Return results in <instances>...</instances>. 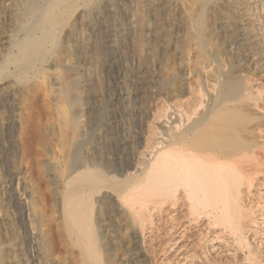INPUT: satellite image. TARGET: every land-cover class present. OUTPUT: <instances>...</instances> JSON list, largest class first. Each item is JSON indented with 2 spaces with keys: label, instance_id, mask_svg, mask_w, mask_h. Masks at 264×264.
<instances>
[{
  "label": "bare ground",
  "instance_id": "1",
  "mask_svg": "<svg viewBox=\"0 0 264 264\" xmlns=\"http://www.w3.org/2000/svg\"><path fill=\"white\" fill-rule=\"evenodd\" d=\"M79 1L86 6L95 0ZM78 3L0 0V105L7 103L17 111L13 120L20 138L28 131L35 135L31 143H24L26 137L21 139V176L9 189L21 200L17 218L22 219V229L15 225V212L4 206L0 209V264H121L110 253L114 230L104 218L109 193L117 196L128 213L116 222L117 230L138 226L141 232L149 229L150 233L154 213L169 210L170 215L164 216L170 218L163 217L168 235L184 236L205 219V231L197 241L203 242L209 229L219 228L218 233L249 247L245 238L250 213L246 199L253 188L264 197V0H134L135 8L155 18L151 28L148 19L144 20L147 15L141 17L138 26L132 23L126 27L116 6H106L107 19L101 22L106 32L104 44L111 52L109 59L118 63V84L124 87L127 80L121 69L126 58L121 44L128 30L135 33L140 44L152 45V56L168 55L169 64L181 65L184 70L177 85L167 86L166 123L156 121L158 125L154 123L157 126L149 131L151 136L146 134L151 137L150 158L138 173L127 172L123 178L109 169L112 166L97 168L90 150L81 165L70 169V141L76 135L81 137L82 131L80 128L70 140L69 108L70 103L78 105L81 101L80 87L77 77L70 78L66 71L62 74L53 69L44 75L47 62L69 67L70 45L87 61V43L79 41L80 30L94 25L86 12L70 21ZM225 39L232 40L233 45L224 43ZM190 77L196 80L189 81ZM47 101L56 103L54 110L58 109L60 120L56 128L51 125L54 130L41 133V121L48 119ZM74 116L78 118V112Z\"/></svg>",
  "mask_w": 264,
  "mask_h": 264
},
{
  "label": "rangeland",
  "instance_id": "2",
  "mask_svg": "<svg viewBox=\"0 0 264 264\" xmlns=\"http://www.w3.org/2000/svg\"><path fill=\"white\" fill-rule=\"evenodd\" d=\"M78 2H79L78 6L77 4L74 6L75 11L73 10L72 11L73 13H71L72 15H70L71 16L70 21L76 20L78 14L80 15V13L86 12L88 17L87 19L90 21L91 24L93 23L92 26L94 25L92 29L90 27L84 26L83 28H85V30L84 29L80 30L83 34L82 36L81 35L79 36L80 39L79 41L83 42L84 45L87 43L85 45L86 48H84V53L87 56V61L84 60V58H82L81 56L82 54L80 55L75 47H72L70 45V56L68 58V60L70 59V61H68L70 62L68 63L69 67L68 68L67 67L65 68L63 66L57 67L54 66L52 62H47L44 63L43 66L45 73L44 75H48L50 72H52L53 69H57L62 74H64L66 71V74L70 75V78L77 77L75 81L78 83V86L80 88L84 87L83 85L84 83H88L90 85V87L85 86L83 89L79 88L80 95L78 94V96H79V101L80 99L81 101L79 102L78 105H72L70 103V108H69L70 122H71L70 140L72 136L76 135V131L78 132L80 128L82 131L81 137H78L76 135L75 138L72 137V140L70 141L71 144L70 157H69L70 169L77 167L76 166L77 164L78 166L79 164L81 165L83 163L84 160L83 158L87 150H90L93 155L92 156L93 162L96 164L97 168L99 167V169L104 170L105 168L112 166L109 169H113L114 174L118 178H123L122 176H126L127 172L130 173L131 171L132 172L137 171L138 173V171H140L139 168L143 165H146L148 159L150 158L149 156L151 155L152 145L150 143L151 134H149V131L151 133L152 129L156 127L158 124L166 123V117H164L167 111L166 106H168V101L166 99V95H167L166 92L170 86H175L174 84L177 85V83L181 81L182 79L181 74H183L184 72V70L182 71L183 66L177 64H169V61H167L168 55L164 57L161 56L156 57V55L152 56L153 51L152 49H150L152 45L149 43H148L149 45H147V43L145 42L144 43L141 42L140 44V42L136 40L137 36H134L135 33L133 31L132 33L127 28L128 32L126 31L122 35L123 38L122 41L124 43H122L123 45L121 44L122 53H124L126 57L124 58L123 61L126 64V65L124 64L126 68H124V66H122V68L120 67L123 70L122 72V70L120 69L121 72L124 74L125 79L127 80H126V85L124 87L121 86L120 84L117 83L118 80L116 77L118 71V63L114 60L112 62V59H109L111 57L110 55L111 52L109 53V51L106 50L104 44L106 38V32L104 30V25L101 22L104 19H107L106 6L109 7V4L116 6L115 10L117 12V15L121 20V22L123 23V25H125L126 27H129L128 25L132 23L138 26L141 23L140 22L141 17L144 18V16L147 15V17L148 16L149 17L144 18V20L146 22L148 19L146 23L150 25L149 27L151 28L154 25L153 23H155V20L153 21V19L155 18H152L153 17L152 14L148 15L149 13L147 11L144 12L143 10L142 13V9L135 8L134 0H95L93 2H88L86 5L87 7L84 4H82L81 6L79 0ZM138 17L140 18L139 20ZM106 23L109 24L108 20L106 21ZM81 38H83V41ZM223 42L228 45L231 44L233 45V41L229 39H225ZM148 47L151 52H149ZM107 51L108 53H106ZM90 54L94 57H92ZM105 56L107 58H105ZM91 59L92 61H90ZM150 59L152 61L154 60V62H151ZM83 63H85V66L87 64V66L85 67ZM115 64L117 65L116 67ZM78 69H80V71ZM75 71L77 72L74 73ZM90 73L92 74L90 75ZM252 73L253 72H251V74ZM190 78L192 79L190 80ZM190 78L188 79L189 81L194 82L196 80L195 77H190ZM44 80H46V78ZM167 86L169 87L167 88ZM87 88H89V91L90 90L92 92L94 91V93H92L91 91L87 92V90H85ZM48 103L49 102L47 101L46 108L48 112V119H42L43 122L41 121L40 124L41 128H38L39 132L41 130V133H46L48 130L49 131L54 130L52 129L51 125H53L54 128H56L57 127L56 125H58L56 122H59L60 120L59 117L60 115L59 113H57L58 109L54 110L55 108H57L56 103L54 101H51L49 104ZM52 106H54V108ZM75 107L77 111H75ZM0 108L3 109V112L2 109L0 110V117L5 118L4 120L3 118L2 119L0 118L2 120V122L0 120V190H1L0 205L2 206L0 207V209L1 208L3 209L5 207L7 209L12 210L13 213L15 212L14 213L15 214L14 221L16 220L15 225L17 224L16 225L17 228L21 230L22 226H20V224H22L23 222L21 221L22 219L20 220V217L17 218L20 211L19 209H21L22 207L20 203L21 200L19 199L18 196L15 195V193L9 191V189L11 190V186H13V184L15 185L17 178L21 176L19 172L21 173L22 165H20L21 162H19L20 159L18 158L19 151L21 150L20 148L21 139L26 137V139L24 138L25 142L24 141L23 142L26 143L27 141L28 143H31L32 140L35 139V137H33L35 135H33L34 133L32 131H30L31 133L29 134L28 131L23 138H20L18 136L19 135L18 124L13 120V118L16 117L17 111L14 108H11V105L9 104L7 105V103L6 104L2 103V105H0ZM77 108H79V110ZM157 109L160 110L158 111ZM51 110H52L51 112L52 114L50 113ZM76 112H78L79 120L74 116ZM160 113L162 114V117ZM156 117L158 120H154L156 119ZM156 121L158 124L156 123ZM42 123L45 124L43 125ZM46 123H48L50 127ZM154 123H156L157 125ZM45 125L47 126L45 127ZM73 126H75V129L72 128ZM146 134H149L150 136ZM145 159L147 161H145ZM144 162L145 164H143ZM9 184H10V188L8 187ZM4 186L5 189H3ZM109 194L110 196L109 198H107V205L105 206L104 209V212L106 211L104 218L106 219L107 225H109L108 227L114 230V234L112 237L113 247L112 246L110 247V253L112 254V257L115 261H117L119 258L117 262L120 261L121 264L123 263L124 264H264V197L261 191H257V188H253L251 194L246 199L247 200L246 203H248V207L250 208V213L246 218V230H245L246 243L247 244L249 243L248 244L249 247H242L241 245H238L237 243L233 242V238H230L226 234L218 233L220 231L219 228H215V229L212 228L211 230L209 229L211 233L209 232V234H207L208 238L206 237L205 239L207 242L205 240L203 242L197 241L198 236H200L202 232L205 231L206 228L205 219H200L199 220L200 223L198 222L195 225H193V228H191V231L189 230L188 233H186L185 231L184 236L180 237V234L178 235V233L176 235L175 234L173 235L172 233L168 235V233H166V228L168 227L166 220L164 221V218L169 219L170 217L168 216L165 217L164 213L166 215L167 214L170 215L169 210L168 212L166 211L167 213L163 211H160V213L158 212L154 213V215L151 217V219L154 217V219H152V221L154 220V222L152 224V229L150 230L151 231L150 233H149V229H144V231L141 232L138 226H135L134 228H129L127 229V231L123 229L120 230L118 229L119 230L118 231L115 227L116 222L125 219L128 213L126 211V207L121 204L117 196L114 193H109ZM117 209H119L122 213L121 212L119 213V210ZM171 214L174 213L172 212ZM156 219H158V221L160 222L159 223L157 221L159 224L155 221ZM162 220L163 223H161ZM163 224L166 227L162 226ZM159 225L160 227H157ZM202 225H204L203 226L204 228L202 227ZM155 229H158L159 231ZM132 230L136 233L132 232ZM146 230H148V232ZM162 230L165 232L163 233ZM198 230H200L201 232H199ZM143 232L145 234H142ZM194 234H198V235L195 236ZM187 235H190V237L187 238ZM138 236L139 238H137ZM226 236L228 238H225ZM167 237L172 240L167 239ZM217 237L219 240L217 239ZM190 238H192V240H190ZM194 239L196 242H194ZM164 241L168 245H166ZM230 241H232V245ZM191 242H193V244ZM198 242L200 246L196 245L198 244ZM223 243L225 244L223 245ZM214 246L217 247L220 246V247H218L217 250L215 249L212 250ZM214 254L217 255L215 256ZM207 257L210 258L211 262L208 260Z\"/></svg>",
  "mask_w": 264,
  "mask_h": 264
}]
</instances>
